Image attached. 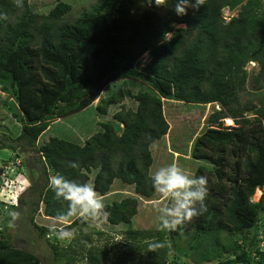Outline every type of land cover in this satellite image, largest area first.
<instances>
[{"label":"trees","instance_id":"1","mask_svg":"<svg viewBox=\"0 0 264 264\" xmlns=\"http://www.w3.org/2000/svg\"><path fill=\"white\" fill-rule=\"evenodd\" d=\"M136 1L145 9L134 17ZM20 3L0 0V94L10 97L6 111L19 124L13 139L19 145L1 142L9 154L0 155L1 160L7 163L21 145L33 149L41 181L31 205L35 212L42 204L44 216L51 220L66 209L48 189L49 177L56 173L82 183L94 173L92 185L101 197L115 182L132 187L135 195L104 204L110 213L107 224L129 227L121 233L124 250L116 262L107 263L108 245L91 246L83 256L74 243L64 249L50 245L56 262L75 264L78 258L86 264H167L168 242L184 238L195 249L192 256L198 255L194 264H264L259 245L263 239L258 236L259 228L264 229V0H189L182 17L174 13L175 0L165 4L158 0L159 5L155 0H98L71 22L65 18L72 8L64 2L46 15L32 12L28 0ZM224 10L238 12L225 21ZM251 63L258 67L255 73L246 71ZM122 80L143 86L131 95L134 110L121 105L113 115L115 123H100L95 132L88 131V125L89 137L82 144L60 138V131L38 144L52 122L88 112L96 99L101 104L91 116L104 115L109 106L121 103L119 93L103 101L100 96L108 84ZM242 95L251 98L243 100ZM169 99L220 109L207 117V128L190 149L191 160L211 166H199L194 173L207 178L206 210L176 231L153 234L131 225L138 199L156 193L150 185V147L169 131L162 109L163 100ZM226 119L234 126L224 127ZM116 125L122 127L121 133ZM17 160L15 174H10L16 176H7L0 184L2 205L13 189L7 183L23 184L18 171L24 164L17 165ZM4 177L0 168V178ZM257 189L261 196L253 202ZM5 214L0 212V264H41L34 254L2 238L10 219ZM33 226L39 236L49 238L47 227ZM84 226L83 218L77 217L67 227ZM239 232L245 238L232 239ZM91 239L84 233L80 246ZM154 239L165 245L159 254V249L147 247L146 242ZM177 252L169 264H180L174 257L181 256Z\"/></svg>","mask_w":264,"mask_h":264},{"label":"rangeland","instance_id":"2","mask_svg":"<svg viewBox=\"0 0 264 264\" xmlns=\"http://www.w3.org/2000/svg\"><path fill=\"white\" fill-rule=\"evenodd\" d=\"M31 6V10L34 13L40 15H46L58 2H64L71 6V12L66 16L65 20L67 22L73 21L79 15L84 12H88L90 8H92L98 0H28ZM145 9V5L141 1H136L131 10V16L137 17L142 11ZM239 10V9H238ZM238 10L233 12H229L224 10L223 18L225 21H228L231 17H235ZM145 54L141 61L144 62L146 60ZM257 66L253 63L249 64L246 67L247 73H255L257 71ZM248 91H251L249 84L246 85ZM143 89V86L140 84H135L127 80L113 82L107 85L101 92V100L107 99L112 93H119L122 95L121 103L115 104L113 106H109L107 108L106 114H98L93 113V108L96 105H100L101 101L98 103L95 100L91 106L90 110L83 111L74 115H71L66 118L58 119L52 122L44 135H42L38 144L46 142L49 137L53 136L55 132L60 131V138L69 140L71 142L82 144L83 141L89 137L87 133L88 125H91L90 132H95L100 128V123H115L113 120V115L120 111L121 105L126 110L131 108L134 110L135 102L132 100L131 95L135 94L138 90ZM243 100L251 98L250 96L242 95ZM11 102V99L7 95L0 94V155L3 157L8 156L7 151L2 149V143L8 145L12 144L18 146V143L13 142V139L19 133V124H17L12 118L11 115L6 111L8 104ZM163 116L165 121L169 126V131L167 135L157 141L155 144L151 145V157H152V165L149 173L152 175L153 170H157L161 166H165L172 162H178V164L183 168L186 174L190 176H194L195 171L199 166H205L207 168H211V166L203 161H195L191 160L190 149L194 142V139L202 134L204 130L208 126L207 117L220 109L219 105H191L183 103L182 101H178L176 99L163 100ZM227 120H230L232 124H228ZM87 125V126H86ZM224 127H232L234 126L233 121L231 119H226L223 121ZM120 125H116V130L118 133H121ZM89 132V133H90ZM3 135L8 136L5 138ZM10 139V140H9ZM2 142V143H1ZM15 154H11V158L7 163L3 162L0 158V168H3L5 177L0 178V184H3V181L6 183L5 178L8 176L12 178L16 175H10L12 172L15 174L16 166L13 167V162L15 159H18V163H23L24 166L20 168L18 171L23 184H18L16 181L8 182L7 184H12V190L10 192L9 200L5 201V204L2 205L0 201V212L6 213L7 210H15L19 213V218L13 222V227L4 228L2 231V238L5 239L10 245L15 248L22 249L34 254L41 262V264H58L54 259V254L50 245H57L58 248H66L69 244L74 243L76 246V251L78 253H83V256L86 255L89 247L94 246L96 248H102L104 245H108V256L110 260L107 263L116 262L118 260L119 255L123 253L124 240L122 239L121 233L128 229L127 225L121 226H110L107 224L106 220H98L93 221L91 219H83L85 222L84 227L74 228L76 231L75 238L71 241H58L54 237L50 235L49 238L39 236L37 229L33 226L36 225L38 227H47L50 229L53 221L50 218L44 216L42 212V204L39 205L38 211L33 212L34 207H32V201L37 199L36 189L40 187L39 182L40 178L37 176V170L39 171V167L36 163L35 152L30 148H18ZM4 152V153H3ZM179 155V156H178ZM14 156V157H13ZM18 157V158H15ZM5 165V166H4ZM10 167V169L8 168ZM17 176L16 179H18ZM94 178V173L89 174V181L87 183H91ZM118 182H115L111 191L104 197H101L104 204L110 203L112 200H120L123 197L131 196L135 197L132 187L120 186ZM261 192L255 191L252 201L257 202L261 196ZM6 198V197H5ZM19 200L26 202V205H21ZM160 200V195L155 193L149 199H138V209L137 215L132 219L133 225H131L132 229H139V231H147L155 234L157 231L161 233H167V231H163L159 227V221L157 220V211L154 207V202ZM164 201L163 203H166ZM78 216L71 217V223ZM32 219L33 224L30 222ZM68 226V225H67ZM2 225L0 226V229ZM84 233H90L92 236L91 241L86 242L85 247H81L79 244V240L81 239V235ZM97 233H102V235H98ZM189 234L192 233L191 230L188 231ZM226 232H224V236H226ZM253 232H250L246 235L248 240L252 237ZM259 239H263L259 245L260 248L264 251V229L261 226L258 231ZM245 238V235L242 233H233L232 239L240 240V238ZM165 240H168V237L164 236ZM155 240V239H154ZM172 240V239H171ZM247 240V241H248ZM114 247V249H113ZM162 249H159L158 253L161 252ZM168 259L167 264H169L173 259V253L178 251L177 253L181 256H174L178 258L177 263L180 264H194L192 260L198 259V255L195 254V249L192 247V244L188 243V240L181 239L175 240L174 244L171 241L168 242ZM147 251L143 253L145 256ZM113 255V256H112ZM183 255V256H182ZM115 258H112L114 257ZM77 257H80L77 255ZM75 259V264H86L85 259ZM149 260H153V257L149 258ZM155 264V263H154Z\"/></svg>","mask_w":264,"mask_h":264},{"label":"clouds","instance_id":"3","mask_svg":"<svg viewBox=\"0 0 264 264\" xmlns=\"http://www.w3.org/2000/svg\"><path fill=\"white\" fill-rule=\"evenodd\" d=\"M155 3L159 5L158 0H155ZM165 3L167 0H164ZM189 6V0H175L173 9L175 15L177 17L186 15ZM71 167L75 168L77 165L72 164ZM150 185L160 195V200L154 202V207L158 213L159 227L163 231H176L206 210L204 201L208 195L207 178L202 175L186 174L178 162L159 167L150 177ZM48 189L57 201L66 205L64 211L52 217L53 223L49 229L50 235L58 241H71L75 238V229L67 227L71 223V217L78 216L98 221L107 220L110 215L105 210L101 196L91 183H82L62 173H56L49 177ZM256 191L261 192L259 189ZM164 201L168 203H163ZM7 216L10 218L7 226L13 227V222L19 218V213L15 210H7ZM146 243L150 251L165 246L162 242L155 240Z\"/></svg>","mask_w":264,"mask_h":264},{"label":"bare ground","instance_id":"4","mask_svg":"<svg viewBox=\"0 0 264 264\" xmlns=\"http://www.w3.org/2000/svg\"><path fill=\"white\" fill-rule=\"evenodd\" d=\"M227 123H228V124H232V122H231L230 120H227Z\"/></svg>","mask_w":264,"mask_h":264},{"label":"built area","instance_id":"5","mask_svg":"<svg viewBox=\"0 0 264 264\" xmlns=\"http://www.w3.org/2000/svg\"><path fill=\"white\" fill-rule=\"evenodd\" d=\"M19 163H18V161H17V165H18ZM10 169V168H9Z\"/></svg>","mask_w":264,"mask_h":264}]
</instances>
